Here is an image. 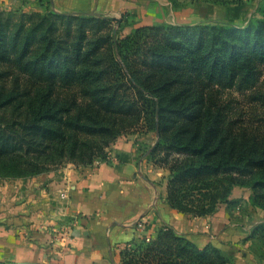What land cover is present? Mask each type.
Masks as SVG:
<instances>
[{
  "label": "trees",
  "instance_id": "trees-1",
  "mask_svg": "<svg viewBox=\"0 0 264 264\" xmlns=\"http://www.w3.org/2000/svg\"><path fill=\"white\" fill-rule=\"evenodd\" d=\"M124 22L0 10V177L89 166L120 136L154 131L158 140L142 155L169 171L172 208L215 214L234 204L238 185L264 209V120L250 121L223 100L227 90H253L264 75V0L244 28L165 22L121 36L114 23ZM121 257L122 264L234 262L169 227L132 238Z\"/></svg>",
  "mask_w": 264,
  "mask_h": 264
},
{
  "label": "crops",
  "instance_id": "crops-1",
  "mask_svg": "<svg viewBox=\"0 0 264 264\" xmlns=\"http://www.w3.org/2000/svg\"><path fill=\"white\" fill-rule=\"evenodd\" d=\"M217 4L214 0H0V10L82 12L128 21L133 29L165 22L200 24L193 20L196 16L192 7L216 10ZM177 5L187 8L190 15H184L186 11ZM242 7L244 2L232 4L231 9ZM170 15L175 16L173 21ZM157 140L154 131L123 135L110 146L108 159L99 165L69 163L21 182H0V226H20L22 232L25 226H35L38 231L33 253L28 251L30 236L18 239L11 228L5 231L0 243L5 244L9 254L0 260L122 264L121 251L126 242L138 236L154 237L160 228L169 227L200 247L216 246L232 255L237 264H249L248 254L240 253L236 246L253 226H237L231 217L233 210L226 204L221 212L207 216L184 213L168 204L169 171L154 166L142 155ZM236 188L231 199L237 197ZM140 220L142 228L137 227ZM63 230H68L69 236L63 237Z\"/></svg>",
  "mask_w": 264,
  "mask_h": 264
},
{
  "label": "rangeland",
  "instance_id": "rangeland-1",
  "mask_svg": "<svg viewBox=\"0 0 264 264\" xmlns=\"http://www.w3.org/2000/svg\"><path fill=\"white\" fill-rule=\"evenodd\" d=\"M242 1L244 2V7H242L243 9L235 10V11L231 9L232 4L236 3L235 0H230V3L228 4L226 3L217 4L219 6H216V10L206 8L205 6L203 7L201 6V8L199 7V5L193 6L192 14L196 16L193 18V20L198 21L200 23L232 24V25H236V26L244 28L248 24V22L256 15V10L263 0H242ZM183 5L182 6L177 5L176 7L178 8L180 7L179 9H181L182 12L186 11L184 15H190L189 13H187L188 12L187 8L186 10H183L184 8ZM19 10H22V9H19ZM234 13H238V14L234 16ZM174 19H175V16L170 15L169 20L173 21ZM125 22H124V25L122 26H120L117 23H114L116 25V29L119 31L121 36L130 33L132 30V26L128 25V21H125ZM4 84H6L7 87L11 88L12 80H9L8 82ZM259 92L264 93V75L262 76L259 82V85L253 90H246L245 92H240L237 90H227L224 93L223 100L230 101V104H232L237 109V111L246 115V117L249 118L250 121L255 119V120H259V123H260L261 120H264V101L263 99L261 100L258 99ZM7 113L10 114L12 113V111H8ZM107 155H109V149L107 150ZM107 159H108V156L105 159L98 158L94 161L92 166L99 165V162H103ZM69 163H72V162H67L60 166L51 167L50 170L43 172V173L57 171ZM31 178L33 177L26 178V179L25 178L12 179V178L0 177V182H8V183L15 182V181L21 182V181L28 180ZM235 187H237L236 189L238 190V193H237V197L232 199V200H235L234 204H232V206L226 205V207L233 210L231 217L233 216L232 218L235 220V222H237V226H241V227L253 226L250 234H248L247 237L243 238L240 244H237L236 249H239L240 253L246 252L248 254L249 257L247 260L249 264H264V209H262L261 207H254L253 205L250 204L251 203L250 196L253 193V190L250 187H244V186H238V185ZM0 200H1V197H0ZM1 203L2 202L0 201V206H1ZM221 208H222V205L219 207L217 212H221L222 211ZM0 212H2L1 209H0ZM10 228L14 230L13 231L14 234L12 235L18 239L26 238L27 236H30L31 238L27 237L28 244L30 247L28 251H30L31 253L36 251L35 245H37L36 244L37 242L34 238V235L37 231V228L35 226H25L24 232L19 230L20 226H0V238H4L5 231L6 232L9 231L8 229ZM136 238L137 240L138 239L141 240L142 238H144V236H138ZM131 248H133V246H131ZM6 254H9V253L5 252V244L1 242L0 243V259H2L3 257H7L5 256ZM224 254L227 256H232L226 253ZM5 261L8 264H30L28 262L18 261L17 259L13 260V258L12 260H5ZM32 264H41V263L35 261ZM231 264H237L235 262V259H234V262H232Z\"/></svg>",
  "mask_w": 264,
  "mask_h": 264
},
{
  "label": "built area",
  "instance_id": "built-area-1",
  "mask_svg": "<svg viewBox=\"0 0 264 264\" xmlns=\"http://www.w3.org/2000/svg\"><path fill=\"white\" fill-rule=\"evenodd\" d=\"M143 224H144L143 221L140 220V221L138 222V224H137V227H138V228H142V227H143ZM62 235H63V237H64V236H69V232H68V230H63Z\"/></svg>",
  "mask_w": 264,
  "mask_h": 264
}]
</instances>
